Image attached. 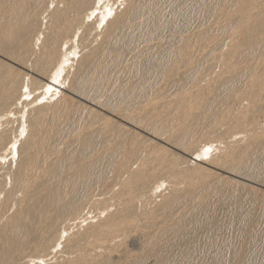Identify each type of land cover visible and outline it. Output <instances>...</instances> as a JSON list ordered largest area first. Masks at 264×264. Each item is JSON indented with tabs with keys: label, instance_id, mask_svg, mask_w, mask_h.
<instances>
[{
	"label": "bare ground",
	"instance_id": "6f19581e",
	"mask_svg": "<svg viewBox=\"0 0 264 264\" xmlns=\"http://www.w3.org/2000/svg\"><path fill=\"white\" fill-rule=\"evenodd\" d=\"M107 3L0 0V264H264V0Z\"/></svg>",
	"mask_w": 264,
	"mask_h": 264
},
{
	"label": "snow or ice",
	"instance_id": "6c2138e0",
	"mask_svg": "<svg viewBox=\"0 0 264 264\" xmlns=\"http://www.w3.org/2000/svg\"><path fill=\"white\" fill-rule=\"evenodd\" d=\"M114 10L110 4L107 3V0H96L95 9L93 11H90L88 13L87 19L89 21L93 20L94 18L98 20L97 27L103 28L108 20H110L114 16ZM79 53V50L76 49L72 52L73 57H77ZM69 57L66 55L64 58V61L60 64L58 69L51 75V82L47 84L46 86L42 87L43 92V99L40 100V103L45 102L46 99L51 98L54 95L59 94V88L67 87L63 83V80L61 79L64 73V68L68 64ZM23 98L25 100H31V94L29 93V90L27 87L23 89ZM26 127L21 128L19 132V136L23 137L26 135ZM17 149L18 144L16 140L14 139L11 145L9 146L8 152L6 153V156L11 157V161L15 162L17 157ZM213 151V148L211 146L209 147H203L200 150V155L197 156V159H208ZM7 160H0V163H6ZM65 236L67 233L64 234ZM58 250V249H55ZM31 264H45L44 260H34L31 262Z\"/></svg>",
	"mask_w": 264,
	"mask_h": 264
}]
</instances>
